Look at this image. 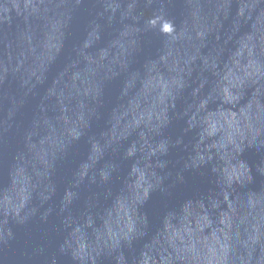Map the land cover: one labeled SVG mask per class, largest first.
I'll use <instances>...</instances> for the list:
<instances>
[{
    "label": "water",
    "instance_id": "1",
    "mask_svg": "<svg viewBox=\"0 0 264 264\" xmlns=\"http://www.w3.org/2000/svg\"><path fill=\"white\" fill-rule=\"evenodd\" d=\"M0 264H264V0H0Z\"/></svg>",
    "mask_w": 264,
    "mask_h": 264
}]
</instances>
